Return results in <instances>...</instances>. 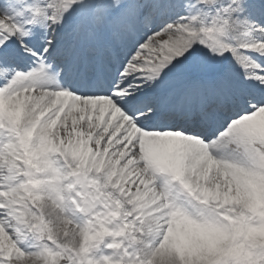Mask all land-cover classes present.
<instances>
[{
	"label": "snow or ice",
	"instance_id": "1",
	"mask_svg": "<svg viewBox=\"0 0 264 264\" xmlns=\"http://www.w3.org/2000/svg\"><path fill=\"white\" fill-rule=\"evenodd\" d=\"M0 264H264V0H0Z\"/></svg>",
	"mask_w": 264,
	"mask_h": 264
}]
</instances>
